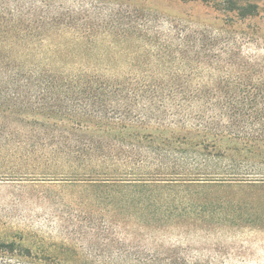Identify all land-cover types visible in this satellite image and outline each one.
<instances>
[{
	"label": "trees",
	"instance_id": "obj_1",
	"mask_svg": "<svg viewBox=\"0 0 264 264\" xmlns=\"http://www.w3.org/2000/svg\"><path fill=\"white\" fill-rule=\"evenodd\" d=\"M216 6L234 13L241 23L259 13L252 1L220 0ZM36 7L34 0H0V148L11 142L20 145L24 156L73 177L66 179L69 183L97 192L105 200L109 223L125 231L136 230L130 240L120 238V246L109 249L108 261L102 264H204L173 256L168 250H154L149 239L171 228L207 230L227 220H213L214 213L205 210L174 213L170 206L178 209L177 202L195 200L192 186L198 187L196 195L200 196L214 187H234L247 180L231 176L222 178L225 185H218L212 178L181 177L176 171L208 166L213 173H229L245 166L243 160L248 157L242 153L261 151L264 116L256 113L264 102V75L259 63L243 56L236 43L240 37L231 35L247 30L251 31L243 35L257 34L259 27L218 28L206 31L210 37L198 38L202 49L214 53L213 75L225 80L224 85H209L212 99L252 112L242 120L243 137L233 131L234 120L221 121L192 110V104L182 105L185 96L202 88L167 82L179 76L160 68L132 75L87 68L60 71L43 65L32 54L17 56L13 53L17 42L30 39L38 29L44 31L42 24H51L45 17L38 22ZM165 127L180 130L169 136L155 132ZM230 137H234L232 146ZM113 252L117 257L109 259ZM0 253L10 258L0 264H68L65 259L52 261L43 251L33 252L20 241L0 242Z\"/></svg>",
	"mask_w": 264,
	"mask_h": 264
},
{
	"label": "rangeland",
	"instance_id": "obj_2",
	"mask_svg": "<svg viewBox=\"0 0 264 264\" xmlns=\"http://www.w3.org/2000/svg\"><path fill=\"white\" fill-rule=\"evenodd\" d=\"M219 1L34 0L35 18L39 22L45 17L51 24L39 23L45 30L38 29L24 41L31 44L17 42L13 53L19 57L32 54L43 65L60 71L87 68L132 75L160 68L179 76L167 82L202 88L201 92L185 96L182 105L192 104V110L204 111L221 121L234 120L233 131L245 137L242 120L252 112L212 99L209 85H224L225 80L213 75L214 53L202 49L198 38L210 37V31H206L218 28L239 31L246 24L259 27L257 34L243 35L251 31L247 30L231 35L240 37L236 43L241 46L243 56L259 63L264 75V0H239L255 2L259 7L258 15L243 23L234 13L218 10ZM121 23L135 26L121 28ZM256 114L264 116V102ZM179 130L165 127L155 132L169 136ZM232 138L228 141L231 146ZM260 145L259 152L242 153L248 157L243 160L245 166L229 173H213L208 166L206 170L183 167L176 171L181 177L212 178L218 185H225L221 184L222 178L231 176L247 180L235 183L234 187H214L200 196L196 195L198 187L192 186L190 192L195 193V200L185 199L183 204L179 201L178 209L173 204L171 211L201 214L205 210L204 213H214L213 220L221 217L227 220L207 230L187 226L155 233L148 245L204 264H264V136ZM2 146L0 242L20 241L33 252L43 251L52 261L102 264L108 261V250L120 246V238L130 240L137 233L133 227L125 231L122 226L109 223L104 212L105 200H100L97 192L69 183L66 179L73 177L49 170L38 159L24 156L23 148L14 142ZM205 201L207 207H201L200 203ZM108 243L112 246H107ZM116 253L109 259L116 258ZM8 257L0 253V261Z\"/></svg>",
	"mask_w": 264,
	"mask_h": 264
}]
</instances>
